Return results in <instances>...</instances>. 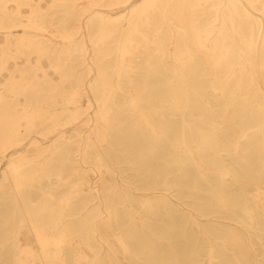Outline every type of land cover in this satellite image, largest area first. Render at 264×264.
Instances as JSON below:
<instances>
[{"label": "bare ground", "instance_id": "bare-ground-1", "mask_svg": "<svg viewBox=\"0 0 264 264\" xmlns=\"http://www.w3.org/2000/svg\"><path fill=\"white\" fill-rule=\"evenodd\" d=\"M85 31L92 51L85 45ZM110 54L111 72L103 64ZM77 57L87 65L88 79L77 69ZM139 57L149 72L164 74L163 95L149 76L139 78L146 84L138 83ZM87 89L101 92L87 148L111 144L118 121L122 143L135 151L138 175L146 164L149 176L164 178L160 188H150L151 194L177 191L180 201L201 216L225 210V218L262 230L260 213L248 202L243 185L256 186L255 200L264 209V0H0V163L8 157L0 193L6 192V203L19 211L16 241L29 226L39 246L34 252L19 243L16 263L67 264L66 244L81 243L87 250L72 252L76 264H114L119 248L125 256H146L149 264H199V245H190L194 240L186 230L183 250L175 247L171 234L179 233L177 210L164 197L142 207L167 218L166 250L148 221H141V232L123 223L136 217L134 193L117 188L108 192V218L93 212L80 225L62 227L66 209L71 217L88 208L75 185L59 190L70 183L59 155L80 145L68 131L82 120L78 101ZM118 94L127 95L136 117L133 136ZM33 129L43 132L44 141L34 144L30 157L28 149L18 146ZM112 150L98 151V162L108 173ZM203 192L210 197L203 199ZM9 220L0 215L1 223ZM181 220L188 221L184 215ZM86 223L114 237H102L97 248ZM191 224L200 228L195 219ZM204 230L208 240L213 232L220 240L218 247L209 245L210 264L217 258L220 264H258L251 236ZM255 237L262 243V234Z\"/></svg>", "mask_w": 264, "mask_h": 264}, {"label": "rangeland", "instance_id": "rangeland-1", "mask_svg": "<svg viewBox=\"0 0 264 264\" xmlns=\"http://www.w3.org/2000/svg\"><path fill=\"white\" fill-rule=\"evenodd\" d=\"M85 36V45L88 48V51H92V45L89 42V38L86 35V31L83 33ZM34 35V34H32ZM155 60V58H153ZM78 66L77 69L83 70V75L86 76V79L89 78V73L87 71V65H83L80 61V57H77L74 60ZM113 61L114 56L113 54H110L104 59L103 64L107 66L108 71H112L113 69ZM136 65L137 72L134 73V76L139 80L140 85L146 84V82L143 81L144 78L149 76L152 78L153 82L157 85L156 92L160 95L164 94V89H161V80L164 78V74H154L152 72H149L148 65L144 63V58L139 57L136 58ZM85 66V67H84ZM86 68V69H85ZM161 70V67H158V71ZM93 75H96V70H94L91 74V78ZM90 78V79H91ZM137 80V81H138ZM125 87L127 88L125 93L129 92L131 86L126 81ZM101 92H92L90 89H87L86 93L80 98L78 101L81 104V107L79 109L80 114L82 116V120L75 126V128L69 129L68 133L72 134L73 140H79L77 144H72L69 146V150L65 152H61L59 155V165L60 167L65 168V171H63L64 176H66V180H68L70 183L68 185H60L59 190H64L70 187L71 185H75L76 189L78 190L77 195L79 197H84L85 199H88V208L83 209L82 213L83 215H73L69 216V210L66 209L64 213L63 218V225L64 229H68V227H72V222L76 223L77 225H80L81 222H84L89 218V216L96 212L100 214V216L105 219L108 218V210H107V197L108 192L113 189L117 188L121 191H125L129 194H132L134 202H132L133 205V212L136 217L135 219H127L125 218L123 220V223L129 228L134 231H143L140 223L141 221H148V223H151L152 231L157 233V242L159 247L162 250H166L168 248L167 241L169 240V234L167 230V225L165 221H167V218L164 217V215H155V213H149L151 211H147L144 207H142L143 203H146L148 201H155L157 198L164 197L166 199H169L171 203L173 204V207L177 210L178 217L175 219L176 224H179L177 229L179 231L178 235L176 236L174 233L171 234L175 238V247L178 249V251H182L184 248V237L181 235L182 231L186 230V232L190 235H192L194 241H190L191 246L197 245L199 247V264H210L208 250L209 245L212 243L216 247H218L217 242L220 243V240L215 238V232H213L214 229L221 232H227L228 230H234L241 236H251L253 240V245L251 248V253L255 255V260L258 261V264H264V209H262V204H258L255 200L258 189L255 185L251 184H244V190H245V196L248 198V202L259 211V216L261 220V228L262 230L255 231L254 228H247L246 226L241 225L236 220H231L228 218H225L224 216L227 214V211L223 210V212H215L212 213V215H199L197 212L187 203H183L179 199V194L177 191H172L170 193H166L163 190L158 189L157 194L153 195L150 193V188L153 186L161 187L163 185V177H157L153 178V176H149L148 172L145 171L147 166L146 164H143L140 166L141 175H138L136 171L135 166V151L132 149L131 146H128V150H126L125 145L122 143V135L117 129L118 121H115L112 128V138L110 140V143L103 145H99L98 149L95 148H87L86 142L88 141V136L92 132L91 124H94L96 122L97 118V109H98V102L97 97H100ZM128 95V94H127ZM127 95L124 94H118L117 100L120 103V105H125L126 107H122L126 117V121L130 125L129 133L130 136L135 135L136 128H133L132 124L135 123L136 117L132 115L128 103L129 98ZM91 102V104L89 103ZM154 106H149L147 109H152ZM159 108L160 106H156ZM74 108V105H73ZM71 109V112L73 110ZM161 108V107H160ZM162 109V108H161ZM163 110V109H162ZM69 113H65L63 116H67ZM65 126V125H64ZM43 126L40 127L39 130H42ZM78 132H80L82 137L78 136ZM24 139L22 140L23 145L22 147L18 146L20 148V151H24L25 149H28V154L30 157H33L32 148L35 143L43 142V132L38 130H31L26 132ZM112 146V148H111ZM146 150L148 151L150 148V145L146 143L145 145ZM97 148V147H96ZM87 149V157L85 160L84 158V150ZM110 149L112 150L111 153V173L105 171L104 166H100L98 162V151H108ZM66 153H69L68 155ZM69 156V157H68ZM7 158H4L3 161L0 163V180H3L4 173H6V166H7ZM162 169L161 167H159ZM170 181L179 182L178 180H175L174 177L170 176L168 178ZM58 185V184H57ZM264 195V194H263ZM8 194L6 192L0 193V215H4L9 220L8 224H3L0 221V241L4 244H2L1 247V256H0V264H17L15 261V257L13 256V253L16 251L14 250L16 246L20 243L22 247H27L28 244L33 247L34 252L38 250V245L34 241L33 231L30 229L29 226H26L24 228L23 234H21L20 242L18 243L15 239L14 235V229L18 225L19 220V214L18 210L14 209L12 204L6 203V198ZM203 199H207L210 197L209 193L203 192L201 194ZM72 212V211H70ZM181 215H184L188 221L184 222L181 220ZM211 217V218H210ZM158 218L157 223L152 225V221ZM195 219L199 221L200 228L197 226H193L191 224V221ZM154 222V221H153ZM99 223V222H98ZM101 225V224H99ZM85 227L87 229H93V233L95 235V244L96 247L99 248L100 246V239L102 237L105 238H113L114 236L107 235L103 230H100L98 228V225L96 226H90L87 223L85 224ZM94 228L96 230H94ZM204 229H208L210 232V236L213 238H210L208 240L207 238V232L205 233ZM258 232L259 234H262V243L259 241L255 234ZM151 236V234H150ZM149 236V237H150ZM162 236V237H161ZM0 242V243H1ZM65 254L66 256V262L67 264H76L74 260L73 251L76 249L86 251V247L83 246L81 243H77L75 246H72V243L66 244L65 248ZM118 250V254L120 255L119 258H113L114 264H149L147 261L146 256H125L123 253V250L121 248L116 249ZM104 251V250H103ZM106 252V251H104ZM230 252V251H229ZM89 254H92V252H89ZM90 260L93 259L92 256L88 257ZM34 264H44L39 262L37 259H35ZM83 264H95L90 262H83ZM101 264H110L109 261H102ZM215 264H220L218 262V258L216 259ZM253 264H256L254 262Z\"/></svg>", "mask_w": 264, "mask_h": 264}]
</instances>
